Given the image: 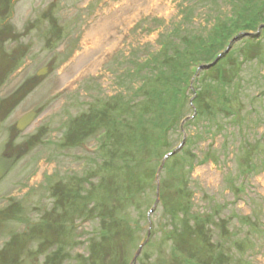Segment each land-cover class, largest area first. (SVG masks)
<instances>
[{
	"label": "rangeland",
	"instance_id": "1",
	"mask_svg": "<svg viewBox=\"0 0 264 264\" xmlns=\"http://www.w3.org/2000/svg\"><path fill=\"white\" fill-rule=\"evenodd\" d=\"M249 1L0 0V155L22 150L21 160L16 162L8 177L0 181V214L3 209L18 204L15 211H21L24 207V211L29 210L25 215L30 223L37 222L35 237L33 231L29 232L30 224L22 223L14 212L9 215V218L12 217L10 221L0 219V250L6 249L4 256L0 257V264H85L77 255L84 256L87 251L89 254V250L96 248H91L94 238L89 245L86 244L89 237L84 236V232L91 230L89 223L76 224L78 221L75 219L65 230L72 237L64 243V231L61 229L46 231L40 228L41 225L45 227L43 220H49V211L53 209L47 199V188H44L49 183L48 179L58 180V189L65 193L63 199L71 202L72 189L68 187L71 177L68 176L76 174L84 177L85 181L98 176L95 173L98 154H88L91 152L89 148L87 151L81 148L78 138L84 137V134L76 128L74 132L67 128L73 123L63 129L64 125L60 124L63 118L69 116L68 121L92 111L98 105H105L106 100L109 102L117 88H121L119 73L124 70V64L129 65L137 58L143 61L155 56L157 44L168 40L169 32H173L170 39L175 38V31L184 26L185 19L197 27L194 33H201L204 40L210 42L208 33L220 35L215 26L228 28L234 23L240 26L238 12L250 8ZM263 1L260 0L257 5ZM187 6L191 9L187 10ZM46 15L48 18H44ZM2 33H5L4 36ZM10 40L14 44L8 52L16 55V62L1 49ZM46 40L52 43L49 52L45 51L48 47ZM257 46L253 44V52ZM55 47L58 48L53 52ZM72 50H75L73 58L62 64L64 54L68 51L70 55ZM15 68L20 69L14 73ZM42 69H45L44 75L38 76ZM8 77L9 82H6ZM228 87L239 91L241 98L236 94L235 100H232L229 94L228 101L227 98L219 101L221 104L227 102L225 108L230 109L229 114H221V121L216 122L219 125L216 129L222 133L212 135V132H208L200 140L190 139L196 131L194 128L201 127L203 120L184 128L187 141H191L185 156L195 152L199 157L198 162L193 165L189 160L184 161L183 155L175 159L177 153L168 157L165 171L160 174L163 198L160 197L154 212L148 216L149 223L147 211L153 208L155 197L141 216L133 214L132 217H136L142 227L140 229L139 226L135 234L128 235L124 240L122 264H172L170 253L173 257L180 255L173 249L177 245L172 227L186 225L176 214L173 213L172 217L168 204L182 197L185 203L195 206V210L212 201L214 204H224L217 214L223 224L220 228V224L214 228L212 241L227 248L226 258L228 260L231 256L233 261L226 264H242L245 254L251 264H264V235L261 236L264 233V56L259 54L257 59L244 65L236 83L230 81ZM207 94L202 93L203 98L214 106L216 96ZM157 95L154 93L155 97ZM170 95L167 93L160 99ZM187 97L189 101L193 97L189 88ZM90 103L92 107L89 110ZM64 108L68 110L66 114L59 115ZM29 112L36 113L32 128L25 133L19 132L17 121ZM42 126H45V130H40ZM92 135L95 136V133H87L83 141L96 146ZM23 140L29 143L28 149H22ZM46 140L48 142L45 143ZM65 140L69 142L64 144ZM182 140L181 133L176 146ZM30 159H33L34 165L26 166ZM174 161L179 167L176 178L172 177L171 171ZM31 171L33 174L29 176L27 172ZM244 171L249 175L242 179V184L239 178ZM21 177V181L15 183ZM77 187L85 191L84 186ZM13 188H29L31 191L18 190L11 196L9 190ZM241 188L243 192H236ZM33 190H37L35 195ZM185 190H188V197ZM82 192L75 194L76 201L83 198ZM233 195L239 196L238 199H234ZM75 206L83 211L87 206L86 198L84 204L74 203ZM108 213L112 219L106 232L114 236L123 228L116 219V212ZM119 216L122 217L121 213ZM142 216H145V220ZM245 217L246 221H243ZM189 218L192 219V216ZM148 232V246L142 250L136 262L131 263L139 245L146 241ZM225 232L227 235L222 236ZM186 236L189 238V235ZM244 236L247 241L242 238ZM250 241L252 250L247 248ZM13 242L17 244H11ZM245 244L247 247L242 252L241 247ZM160 251H163V257ZM205 264L215 262L210 256Z\"/></svg>",
	"mask_w": 264,
	"mask_h": 264
},
{
	"label": "trees",
	"instance_id": "2",
	"mask_svg": "<svg viewBox=\"0 0 264 264\" xmlns=\"http://www.w3.org/2000/svg\"><path fill=\"white\" fill-rule=\"evenodd\" d=\"M259 1L250 0V8L238 12L240 26L237 23L228 28L222 25L215 26L220 35L213 36L208 33L210 42H206L201 33H194L197 27L185 19L184 26L175 31V38L170 39L173 32H169L168 40L160 42L155 56L144 62L137 58L130 63L131 68L119 76L121 90L111 96L109 102L104 101L105 105L96 106L76 120V129L84 134V137L87 133H95L99 156L95 173L99 178L96 176L90 181H85L84 177L72 178L68 187L72 189L73 200L70 202L63 199L65 193L62 194L58 190V194L63 196L62 213L55 215V220L54 214L49 220H43L45 227L41 225L40 228L46 231L61 229L64 231L62 236L64 243L72 237L69 235L70 232L65 230L75 219L78 223H89L91 230L84 232V236L89 237L86 244L89 245L94 238L91 248H96L89 250V254L87 251L84 256L78 255L80 261L85 264H122L125 255L124 240L128 235L135 234L139 226L140 229L142 227L140 222L138 224L137 218L132 217L133 214L141 216L145 207L153 201L157 169L163 157L176 147L177 139L181 135V123L185 121L184 128L193 125V122L186 120L192 116L194 110L190 106L187 91L197 69L201 65L212 63L234 37L241 35L239 40L241 42H234L230 51L212 68L201 71L193 84L197 91L196 99L193 101L197 113L196 120H203V125L201 124L189 138L200 140L208 132H212V135L214 132L220 134L216 129L219 126L216 122L221 121V114H229L230 109L225 108L227 102L221 104L219 101H224L225 98L228 101L229 94L232 95V100H235L236 94L239 98V92L236 89H228V83L230 81L236 83L244 65L257 59L259 54L264 56V28L258 38L242 36L255 33L260 25H264V1L257 5ZM186 9L189 10L191 7L187 6ZM257 22L259 23L255 25ZM229 36L231 37L228 38ZM253 44L258 45L254 52ZM154 93L158 95L155 97ZM167 93L171 95L160 99ZM202 93L215 95L217 98L215 105H210ZM190 143L191 141H187L185 148L175 156V159L183 155L184 161L189 160L194 165L199 159L197 153L189 152L185 156ZM178 168L174 161L171 166L173 178H176ZM186 172L189 170L186 169ZM77 185L84 186L85 191L82 192L83 189ZM161 186L160 178V197ZM242 189L236 192H243ZM81 192L83 198L76 201L75 194ZM185 194L188 197V190H185ZM85 198L87 206L83 211L74 207V203L84 204ZM183 200L184 197L167 203L172 217L173 213L176 214L186 225L181 228L172 227V230H175L173 238L177 245L173 249L180 254L173 257L172 252L170 253L172 264H205L209 262L210 256L215 264H226L230 261L226 258L227 248L219 242L215 243V240L212 241L214 228L218 224L220 228L223 224V220L217 217V214L224 204H214L212 201L195 210V206H190ZM118 208L122 211L119 212ZM108 212H116V219L123 228V231L114 235L117 236L115 239L106 232L112 219ZM189 216H192V219ZM142 218L145 220V216ZM186 235H189V238ZM226 235L225 232L222 236ZM160 253L163 257V251Z\"/></svg>",
	"mask_w": 264,
	"mask_h": 264
},
{
	"label": "water",
	"instance_id": "3",
	"mask_svg": "<svg viewBox=\"0 0 264 264\" xmlns=\"http://www.w3.org/2000/svg\"><path fill=\"white\" fill-rule=\"evenodd\" d=\"M229 50V48L226 50V52ZM225 52V53H226ZM224 55V54H223ZM223 55H221L220 57H218L216 60H215V62H214V64L216 63V62H218V60L223 56ZM213 65V64H212ZM212 65H209V66H207V67H205V68H210V67H212ZM32 117H33V115H28V116H26V117H24V118H22L21 120H20V122H19V124H18V128L20 129V130H23L30 122H31V120H32ZM183 144H184V142L181 144V146L174 152V153H172V154H175L176 152H178L180 149H181V147L183 146ZM15 158H16V156L14 155L12 158H10V159H7V158H4V157H0V179L7 173V171L11 168V166L13 165V163H14V161H15ZM163 164H164V161H163V163H162V165H161V167H160V169L163 167ZM159 169V170H160ZM157 203H158V200H157V202H156V205H157ZM142 246V245H141ZM142 248V247H141ZM141 248L138 250V252L136 253V255H135V258H134V260L136 259V257L139 255V253H140V251H141Z\"/></svg>",
	"mask_w": 264,
	"mask_h": 264
}]
</instances>
